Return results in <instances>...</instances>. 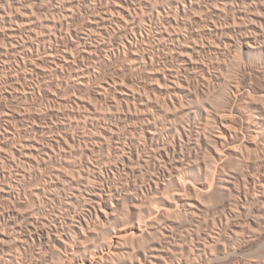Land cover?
<instances>
[{
	"label": "bare ground",
	"instance_id": "bare-ground-1",
	"mask_svg": "<svg viewBox=\"0 0 264 264\" xmlns=\"http://www.w3.org/2000/svg\"><path fill=\"white\" fill-rule=\"evenodd\" d=\"M48 2L0 0V36L4 39L0 38V42H6L5 49L0 45L1 57L19 62L22 71H18L22 72L19 75L24 82L36 77L37 81L38 77L46 80L49 74L54 73L51 77L56 74L59 85L54 80L48 83L55 89L46 93L55 91L57 95L61 86L72 83L76 89L109 98L110 103L116 99L126 101L127 105L130 101L138 102L153 109L149 114L152 119L149 116L140 125L134 122L129 127L133 133L130 137H123V128L121 132L120 128L108 127L107 122L102 131L91 133L103 146L111 147L112 140H116L117 146L110 148L114 149V168L109 169L122 171L120 177L125 176L126 181L118 178L120 182L108 183L106 177L95 172L96 147L89 148V144L86 145L89 157H79L81 164L78 162L77 169L67 157L64 165L59 156L63 151L67 155L68 148L73 153L77 143L69 132L54 139L50 149L39 138L31 137L34 139L31 141L25 136L28 142L21 143L22 139L15 134V139L20 140L17 144L21 143L17 150L25 157L24 161L37 166L51 162L55 166L52 176L46 179L48 174L42 173L44 182L28 193L24 184L29 171L16 165L17 177H14L5 168V160H0V264H225L226 258L232 261L238 254L249 255L255 247H264V0H112L107 5L101 0H64V7ZM37 12L39 15L45 12V17L49 13L52 18L35 19ZM79 20H83V27L77 26ZM148 22L150 28L147 26L146 33ZM156 23L158 26H154ZM38 28L45 29V34ZM182 28L187 29L186 34ZM112 32L113 44L98 41ZM145 36L150 48L141 47L139 39L143 41ZM153 49L158 52H152ZM109 50L111 56L106 54ZM159 50L164 54L162 64ZM219 55L231 58L227 62L243 73L247 87L242 88L236 76L226 77V73L212 70L211 60ZM126 57L137 68L149 70L161 97L158 94L150 98L147 88L146 96L135 91L138 87L129 88L131 85L124 80L126 75L121 76L122 83L113 76L114 80L97 83L93 63L103 65L113 61L115 64L114 61L122 62ZM171 60L179 64L166 66ZM10 86H7L9 90L13 83ZM19 87L16 86V93ZM29 89L25 87L32 95L42 91L34 85ZM63 93L61 98H66ZM137 105L135 109L141 107ZM16 108L6 111L5 117L14 119L21 114ZM139 112L130 111V115L140 120ZM159 114L181 122L175 120L165 125ZM12 129L15 128L7 130V139H12ZM3 138H0V156L9 144ZM14 142L13 147H17ZM63 144L67 147L61 148ZM40 152L47 154L50 162L45 157L43 161L37 159ZM18 154L12 152L11 157ZM5 155L7 159L10 157ZM102 160L107 162L106 158ZM211 196L225 197V202H219H224L221 213L212 217L209 224ZM49 202L58 203L59 208L52 206L50 210ZM180 216L190 219L191 224H187L188 220L182 224ZM252 258L244 264H258Z\"/></svg>",
	"mask_w": 264,
	"mask_h": 264
},
{
	"label": "rangeland",
	"instance_id": "rangeland-1",
	"mask_svg": "<svg viewBox=\"0 0 264 264\" xmlns=\"http://www.w3.org/2000/svg\"><path fill=\"white\" fill-rule=\"evenodd\" d=\"M50 1V0H49ZM57 0H51L50 2H48V0H47V2L50 4V5H53L54 4V6H58V5H60L59 7H61V6H63L64 7V0H58L57 2H56ZM60 2V3H59ZM109 4V3H111L112 2V0H110V1H108V0H101V3H103V5H104V3L107 5V3ZM63 3V4H62ZM63 7H62V11H61V13L63 12ZM9 13L11 14H13L14 12H11V11H9ZM38 14V16L36 15V14H34L35 15V19L37 18V19H41V20H46L47 19V17H50V18H52V16L49 14V13H47V15H46V17H45V12H40V14L41 15H39V12H37ZM198 14V16L199 15H201V14H203V13H197ZM61 15V14H60ZM40 16V17H39ZM46 18V19H45ZM81 21H82V23H83V20H79V22H78V24L80 23L81 24ZM150 22H148L146 25H145V27H149L150 28V24H149ZM77 25V26H80V27H83V24H81V25ZM158 24L159 23H156V24H154V26H158ZM148 27L146 28V33H148L149 32V29H148ZM26 29H28V28H26ZM39 29V31H40V29L42 30L43 28H38ZM183 30H181L182 32H184L185 34L187 33V29H185V28H182ZM46 30L45 29H43L42 31H40L41 33H43V32H45ZM26 32H28V31H26L25 30V34L26 35H29V32H28V34L26 33ZM40 32H39V34H40ZM43 34H45V33H43ZM42 34V35H43ZM26 35H24V36H26ZM41 34H40V36H42ZM108 35V36H107ZM107 35H105V37L104 36H102V35H100V36H102L101 38L99 37L98 38V41H100L101 40V42L102 41H110V44H111V42H112V44H113V42H114V36H115V34H113V32L112 33H110V35L109 34H107ZM107 36V37H106ZM151 37V35H148V37ZM27 37V36H26ZM148 37L147 36H145L144 38L145 39H143V41H142V38H140L139 39V41L142 43L141 44V47L142 48H150V46H149V42L147 41V39H148ZM0 38L1 39H3L1 36H0ZM103 38H105V39H103ZM110 38V39H109ZM114 40H113V39ZM147 38V39H146ZM100 39V40H99ZM111 39H112V41H111ZM4 40V39H3ZM3 40L0 42V45L5 49V47H4V43H6L5 41L3 42ZM148 43V44H147ZM3 44V45H2ZM6 45V44H5ZM3 49V50H4ZM153 50H155V49H153ZM157 50V52H158V49H156ZM156 50L155 51H152V52H156ZM159 52H161V50H159ZM109 53H111L112 54V51L111 50H109V51H107V56H108V54ZM124 55H126L125 54V52H122ZM1 54H3V52H1V50H0V57H1ZM162 54V55H161ZM110 55V54H109ZM155 55H156V57H158L159 55H161V58H160V60H161V64L163 63V52H161V53H159V55L157 54V53H155ZM111 56V55H110ZM127 56V55H126ZM214 57V56H213ZM124 58H125V56H124ZM218 58V59H217ZM225 58V59H224ZM2 59L4 60V61H2ZM8 58H5L4 57V55H2V57L0 58V67L2 66V63H3V66L1 67V72H0V86L2 87H0V112H1V114H0V135H1V139L3 138V136H4V138L3 139H5V137H6V139H5V143H6V141L8 140V143L10 144H8V146H4V149H3V151L4 152H2L3 154H2V156H0V158L1 157H3V158H1L0 160H2V161H4L5 160V168L6 169H8L7 171L8 172H10V171H12V173L13 174H15L14 175V177L17 175V172H16V170H17V167H16V165H18L19 167H21V168H24V169H27L28 171H29V175H28V181L26 180V184H24L25 185V187H26V190L28 191V190H30L31 191V189H34L36 186H37V184L38 185H40L41 183H43L44 182V180H42L41 179V174L43 173V175H46L47 176V174H48V176L46 177V179H49V176H52L51 174L54 172L53 170H52V167H53V169H54V166H55V164L54 163H51L50 162V158H48L49 156L47 155V157H46V155H45V153H42L41 154V152L39 153V154H41V155H37L36 156V158L37 159H39L40 161H43V157H45V158H47L49 161L48 162H50V163H48V164H42L41 166H37V165H34V164H32V163H28L27 161H24V158L25 157H23V155L21 154V153H19V151L17 150V148L19 147L20 148V146H19V144L21 145V143H27L28 142V139H30L31 141H34V139H38V141L39 142H41V143H43L44 145H46V148L47 149H50V148H52V145H51V142H53V140L54 139H56V138H58V137H62V136H64L65 137V132H69L70 134H73L74 136H75V138L77 139V143H76V145L75 146H73L74 148L72 149L73 151V153H71L70 151H71V149L70 148H68L67 149V155H65V153H64V151H63V154L61 155V156H59V158H60V160L63 162V164L65 165V161L64 160H68V159H66L65 157H67V158H69V160L68 161H72L73 160V162H71V164L73 165L72 167L73 168H78L79 166H80V164H81V159H88V157H89V155H87L86 153H88V149L89 148H93V147H96V148H94V150H95V152H94V154H95V156H94V163H97L96 165H98V167H96L97 169L95 170V172L96 173H100V174H102L104 177H106V179H107V182L109 183V182H120V180L118 179V178H121V180L122 181H126V179L125 178H123V177H125V176H121L120 177V174H122V171H117V170H115V172H114V170H112V171H110V169H113L114 168V163H115V154H114V152H113V150L112 149H110V148H112L113 147V145H114V147H116L115 146V144H117V142H116V140H112L113 142H112V145H111V147L110 146H103V145H101L100 143V140H98V141H96V139H93L91 136L93 135V134H96V133H99L100 131H102L103 130V128H102V126H103V124H105V125H108V124H110V126L108 125V127H111V128H120L121 129V132H122V128H123V137H130V136H132L131 134H133V133H131V131H130V129H131V127L134 125V124H136L137 122V124H143L144 122L146 123L147 121H148V119H149V116H150V118H151V115H149V114H151V110H153V109H149V107H147L146 108V106H142V105H140L138 102L137 103H132V101H130L129 103L132 105H127L126 104V101H120L119 99H116L117 101H120L119 102V104H118V102L117 101H115V102H113V101H111L112 103H110V101H108V100H110L109 98H107V99H105L104 97H98V96H96L95 95V93L92 91V92H90V91H86V90H83V89H81V88H77L76 89V87L77 86H75V85H73L72 83H70L68 86H64L63 85V87L61 86V84H60V86H61V88H60V91H57L56 93H57V95L56 94H54L55 93V91H54V93L53 94H50L49 92H45L46 90L48 91H50L51 90V86L50 85H48V83L50 84V82H52L53 80H54V83H55V85L56 84H58L59 82H60V80H58V78H57V75L55 74L54 76L55 77H51V75L53 76V74L51 73V74H49V78H46V80L48 81H46L45 79V82H43V83H41V81H44V80H41L42 78L41 77H38V81H37V77L36 78H33V80H35L34 82H33V80H31V79H29L27 82H24L25 81V79H22L21 77H20V75H21V73L22 72H20V71H22L21 70V68L18 66V64H19V62L16 64V62L17 61H15V59H13V58H11V59H8ZM126 59H127V57H126ZM244 59H247V57H245ZM125 60V59H124ZM124 60H122V62L120 61V60H117V62L116 61H114L115 62V64L113 63V61H112V63H103V65H102V63H93V62H91L90 61V63H93V67H94V69L96 68V74H94V76H96L97 78H96V81H97V83H99V82H101L100 84H104L107 80H114L113 78H112V76L114 77V78H116L117 77V80L119 81V82H123L124 80L125 81H127V83H129L130 85H131V87H129V85H127V83L125 84V85H127L129 88H132V89H134V87L136 88V87H138V88H136V92H141L142 91V93L143 94H145V96H146V92H148L151 96H150V98H154L156 95H158L157 97H161L160 96V94L161 93H159L158 91L159 90H156V82H153V79L151 80V74H150V72H149V70H147L145 67L143 68V69H141L142 67H138L137 68V64H135L134 63V61H133V63H132V61H129L128 59L127 60H125V62H123ZM175 60V59H174ZM2 61V62H1ZM12 61V62H11ZM15 61V62H14ZM214 61V62H213ZM219 61V62H218ZM224 61H226L225 63H224ZM227 61H231V58L229 59L228 58V56H222V55H219L218 57L217 56H215L214 58H212V60H211V62L214 64L213 65V67H212V70H214L215 69V71H217V72H223L224 74H225V76L226 77H228V76H236V78L238 79V80H240L241 82H242V88L243 87H247L246 85L248 84L246 81H244V80H246V77H244V75H243V73H241V72H239L237 69L235 70V68L233 67V64L231 63L230 64V62H227ZM4 62L6 63V64H4ZM178 63V61H170L169 63H166V66H169V65H171V64H176L177 65V63ZM221 62V63H220ZM15 63V64H14ZM87 63H88V61H87ZM117 63V64H116ZM125 63V64H124ZM219 63V64H218ZM224 63V64H223ZM98 66H97V65ZM100 64V65H99ZM121 64H123V65H125V66H123V65H121ZM131 64H132V67H133V69H132V67H131ZM179 64V63H178ZM4 65H5V67H4ZM102 65V66H101ZM112 65V66H111ZM164 65H165V62H164ZM228 65V66H227ZM232 65V66H231ZM128 66V67H127ZM131 67V68H130ZM134 67H136V68H134ZM3 68V69H2ZM115 68V69H114ZM124 68V69H123ZM128 68V69H127ZM130 68V69H129ZM219 68H220V70H219ZM232 68V69H231ZM99 69V70H98ZM137 69V70H136ZM217 69V70H216ZM4 70H7V71H5V72H3ZM10 70V71H9ZM18 70H20V71H18ZM133 70L135 71V74H134V72H133ZM140 70V71H139ZM144 70H146L145 72H144ZM106 71V72H105ZM129 71V72H128ZM134 74H132L131 72ZM137 71H138V73H137ZM6 72H7V75L10 77V79L8 78V76L6 75ZM11 73V74H9V73ZM20 72V73H19ZM144 72V73H143ZM102 73H104V74H102ZM122 73H123V75H122ZM128 73L130 74H132V76H129L128 75ZM148 73V74H147ZM222 73V74H223ZM20 74V75H19ZM113 74V75H112ZM130 74V75H131ZM146 74V75H145ZM233 74V75H232ZM5 75V76H4ZM116 75V76H115ZM119 75V76H118ZM126 75V76H125ZM149 75H150V78H148L149 77ZM3 76V77H2ZM7 76V77H6ZM13 76V77H12ZM19 78H18V77ZM93 76V77H94ZM121 76H125V78H124V80L123 81H121V79L120 78H122ZM92 77V78H93ZM119 77V78H118ZM147 77V78H146ZM6 78H8L9 80H7ZM131 80H130V79ZM16 79H17V83H16ZM20 80V82L22 83L23 82V84L25 83V84H27L28 83V85H22L21 86V84H20V82H19V80ZM21 79H22V81H21ZM50 79H52V80H50ZM144 79H146V80H144ZM13 80V81H12ZM27 80V79H26ZM39 80H40V82H39ZM116 80V81H117ZM148 80V81H147ZM9 81V82H8ZM30 81V82H29ZM31 81H32V83H31ZM57 83H56V82ZM59 81V82H58ZM130 81V82H129ZM132 81V82H131ZM149 82V83H147V82ZM244 81V82H243ZM13 83V89L11 88V90H9L10 88H8L7 86H9V87H11L10 85ZM15 82V83H14ZM39 83V84H37V85H35L36 83ZM112 82V81H111ZM11 83V84H10ZM34 83V84H33ZM135 83H136V85H135ZM151 83V84H150ZM15 84H16V86L17 87H21V88H23V89H21L23 92L24 91H26V90H29L30 91V87H33V85L34 86H38V89H41V90H37V91H41V94L39 93V92H37L38 94V96L37 95H32L31 93H29V91L27 92L26 91V93H23V92H20L19 90H20V87H19V92L17 91V93H16V90L15 89H17L16 88V86H15ZM30 84H31V86H30ZM33 84V85H32ZM42 84H44V85H42ZM132 84H134L133 86H132ZM143 84H144V86H143ZM153 84V85H152ZM5 85H7V86H5ZM59 85V84H58ZM71 85V86H70ZM114 85V84H113ZM4 86H5V88H8V89H5L4 88ZM24 86V87H23ZM43 86V87H42ZM69 86L71 87V89L69 88ZM76 89H74L73 87ZM141 86L143 87V88H141ZM152 89H150L149 87ZM25 87H26V90H25ZM29 87V88H28ZM45 87L47 88V89H45ZM49 87V88H48ZM69 88L68 89V91H66L67 89L66 88ZM154 88V90H153V88ZM44 90H43V89ZM64 88V89H63ZM140 88H141V90H140ZM145 88V89H144ZM148 89V91H147V89ZM7 90V91H2V90ZM55 88H52V90H54ZM66 89V90H65ZM9 90V91H8ZM13 90V91H12ZM51 90V91H52ZM64 91V93L63 92H61V91ZM146 90V92H144ZM153 91V92H152ZM12 92V94H10ZM43 92H45V93H43ZM63 93L62 94V96H65L66 98H61V93ZM66 92H67V94L70 96H68V95H65L66 94ZM88 92H90V96L88 97V95H89V93ZM151 92V93H150ZM85 93H87V94H85ZM157 93V94H156ZM24 94H28L27 96L26 95H24ZM40 94V95H39ZM13 97H12V96ZM31 95V96H30ZM46 95V96H45ZM48 95H49V98H48ZM54 96V98H52L53 96ZM59 95V96H58ZM84 95H87L86 96V100H82V99H84V98H82ZM52 96V97H51ZM57 96V97H56ZM68 96V97H67ZM153 96V97H152ZM18 97V98H17ZM45 97V98H44ZM79 97H81L80 99H79ZM147 97H148V95H147ZM38 98V99H37ZM43 98V99H42ZM61 98V99H60ZM156 98V97H155ZM6 99V100H5ZM23 99V100H22ZM28 99V100H27ZM50 99V100H49ZM52 99H54L55 100V102H54V100L52 101ZM56 99H58L57 101H64L63 103H65V104H63V103H60L59 102V104H58V102L56 101ZM65 99H67L66 101H65ZM69 100V101H68ZM75 100L77 101V102H75ZM81 100V101H80ZM133 100V99H132ZM2 101V102H1ZM16 101V102H15ZM41 101V102H40ZM97 101V102H96ZM105 101H106V103H105ZM11 102V103H10ZM67 102V103H66ZM78 102H80V104L78 103ZM101 102V103H100ZM108 102H109V104H108ZM121 102L123 103V106H121ZM133 102H136V101H133ZM77 103H78V105H77ZM95 104V106L93 105V104ZM126 105H125V104ZM56 104V105H55ZM62 104V105H61ZM136 104H138L137 105V107H139V106H141L142 107V109H141V107H139V108H137V109H135L134 108V105ZM11 105H13L12 107H11V109L9 108ZM108 105V106H107ZM8 106V107H7ZM36 106V107H35ZM48 106H50V107H48ZM53 106V108H51ZM58 106V107H57ZM62 107V108H60V107ZM98 106V108H96ZM114 106H116V107H114ZM130 108H129V107ZM17 107V108H16ZM66 107V110L64 109ZM68 107V108H67ZM109 107V108H108ZM14 108V109H13ZM15 108H16V110H18V109H20L21 111H22V113L21 114H17L18 116V119L19 118H21L20 120H18L17 119V117H15L14 119H9V117H5V112L6 111H15ZM30 108H31V111H30ZM5 109V110H4ZM10 109V110H9ZM13 109V110H12ZM52 109V110H51ZM80 109V110H79ZM97 109V110H96ZM100 109V110H99ZM105 109L107 110V112H105ZM129 109H130V111L131 112H134V114L135 113H138L140 110H142L141 111V115H142V117H140V120L138 119H134V118H132L131 116H132V113H131V115H130V111H129ZM144 109L146 110V111H144ZM2 110H4L3 112L4 113H2ZM19 110V111H20ZM42 110V111H41ZM99 110V111H98ZM101 110L102 111H104L103 113L101 112ZM109 110H110V113H109ZM111 110H112V112H111ZM137 112H136V111ZM18 111V112H19ZM35 111V112H34ZM65 111V112H64ZM89 111V112H88ZM96 111H98V112H96ZM128 111V112H127ZM31 112V113H30ZM46 112V113H45ZM78 112V113H77ZM118 112V113H117ZM125 112V113H124ZM146 112H147V114H146ZM156 112V111H155ZM29 113V114H28ZM36 113V114H35ZM48 113V114H47ZM58 113V114H57ZM126 113H127V115H126ZM129 113V114H128ZM3 114V115H2ZM49 114H52L51 116L49 115ZM97 114H99V115H97ZM114 114H116V115H114ZM145 116H144V115ZM57 115V116H56ZM91 115V116H90ZM108 115V116H107ZM117 115H120L119 116V118H117L118 116ZM160 116H159V120L160 121H162L165 125H168V124H170V123H175V120L177 121L178 120V118L177 119H175L174 120V118L173 119H171V118H167L166 116H163L162 114H159ZM161 115H162V117H161ZM24 116V117H23ZM42 116H44V117H46V120L44 119V117H42ZM50 116V117H49ZM56 116V117H55ZM117 116V117H116ZM41 117V118H40ZM87 117V118H86ZM93 117V118H92ZM97 117V118H96ZM115 117V118H114ZM126 117V118H125ZM144 117V118H143ZM166 117V118H165ZM6 118H7V120H6ZM40 118V119H39ZM90 118V119H89ZM95 118V119H94ZM99 118V120H97ZM132 118V119H131ZM165 118V119H164ZM4 119V120H3ZM15 119H17V121L15 120ZM34 119V120H33ZM75 119V120H74ZM86 119V120H85ZM123 120V121H121V120ZM152 119V118H151ZM162 119V120H161ZM9 120H13L14 121V123L17 125H15V124H13V121L11 122H9ZM48 120V121H47ZM107 120V121H106ZM115 120V122H114V124H113V121ZM181 119H179L178 120V122L177 123H180L181 121H180ZM85 121V122H84ZM121 121V122H120ZM140 121V122H139ZM23 122V123H22ZM25 122V123H24ZM39 124H38V123ZM64 122V123H63ZM104 122H107V123H104ZM110 122V123H109ZM123 122H124V124H123ZM125 122H127V123H125ZM134 122H136V123H134ZM162 122H160V125H161V123ZM167 122V123H166ZM7 123H9V124H7ZM19 123V124H18ZM37 123V124H36ZM55 123V124H54ZM56 123H58V124H56ZM85 123V124H84ZM132 125H131V124ZM49 124L51 125V126H49ZM54 124V125H53ZM79 124V125H78ZM116 124H118L117 126H116ZM129 124V125H128ZM8 125V126H7ZM15 125V126H14ZM34 127H33V126ZM39 125V126H38ZM105 125L103 126V127H105ZM112 125V126H111ZM120 125V126H119ZM131 125V126H130ZM6 126V127H5ZM25 126H27V127H25ZM47 126V127H46ZM56 127V128H54V127ZM58 126V127H57ZM119 126V127H118ZM122 126V127H121ZM124 126V127H123ZM127 126H128V128H127ZM161 126H163V125H161ZM10 127H14L15 129H12V131H14V133L12 134V139H7L8 138V132H7V130L10 128ZM23 127V128H22ZM49 127H52V128H49ZM84 127H86L85 129H84ZM129 127H130V129H129ZM6 128H8L6 131H5V129ZM17 128V129H16ZM20 128V129H19ZM33 128V129H32ZM80 128V129H79ZM96 128V129H95ZM52 129V130H51ZM21 130V131H20ZM81 130H82V132H81ZM128 130V131H127ZM5 131V132H4ZM21 132L20 134L18 133V135H17V132ZM87 131V132H86ZM94 131V132H93ZM95 131H96V133H95ZM98 131V132H97ZM127 131V132H126ZM2 132V133H1ZM4 132V133H3ZM30 132V133H29ZM37 132V133H36ZM60 134H59V133ZM124 132H125V134H124ZM56 133H58L59 135H57ZM84 133V134H83ZM87 133V134H86ZM91 133H93V134H91ZM7 134V135H6ZM15 134H16V137H18V139H22L21 141V143H18L17 144V142H20V140H18V139H15ZM28 134V135H27ZM86 134V135H85ZM130 134V135H129ZM21 135V136H20ZM41 135V136H40ZM51 135V136H50ZM53 135V136H52ZM91 135V136H90ZM28 136V139L26 138V137ZM34 136H36V137H34ZM55 136V137H54ZM22 137V138H21ZM34 138L33 140H32V138ZM54 137V138H53ZM42 138V139H41ZM49 138H51V139H49ZM81 139V140H80ZM84 139V140H83ZM89 139V141H88V143L86 142V140H88ZM52 140V141H51ZM92 142H91V141ZM4 141V140H3ZM9 141H11V142H9ZM14 141H16V146L17 147H13V144H15V142ZM36 141V140H35ZM80 141V142H79ZM84 141L86 142V143H84ZM14 142V143H13ZM62 142H64V141H62ZM91 142V143H90ZM116 142V143H115ZM11 143H12V145H11ZM94 143H96V144H94ZM111 143V142H110ZM81 144V145H80ZM87 144H89V148H88V146H86ZM15 146V145H14ZM67 147V144H63L62 146H61V148H63V147ZM101 146V147H100ZM130 146V145H129ZM6 147V148H5ZM80 147V148H79ZM87 147V148H86ZM113 147V148H114ZM15 149L16 150V152H15V150H13V149ZM110 150H109V149ZM8 149L10 150V151H8ZM82 149H83V151H82ZM5 151H8L9 153L12 151L14 154L16 153V154H18V155H15L14 157L15 158H12L11 157V154H12V152H11V154L10 155H8L9 153L7 152H5ZM76 151H77V153H76ZM101 152V153H100ZM70 153H71V155H70ZM110 153V154H109ZM5 154H7L8 156H10V157H8V159H7V156L5 155ZM77 154V155H76ZM100 154V155H99ZM106 154V155H105ZM21 155V156H20ZM43 155V156H42ZM112 155V156H111ZM6 156V157H5ZM63 156V157H62ZM78 156V157H77ZM107 156H110V157H107ZM41 157H42V159H41ZM77 157V158H76ZM79 157L81 158V159H79ZM63 158H65V159H63ZM71 158H73V159H71ZM96 158V159H95ZM107 159V162H106V160H102V159ZM4 159V160H3ZM10 159V160H9ZM12 159V160H11ZM13 159H15V160H13ZM22 159V160H21ZM60 160H59V162H60ZM113 160V161H112ZM11 161H15V163H13V162H11ZM92 161V160H91ZM99 161H100V163L102 164V162H103V164L104 165H102L101 166V164L99 163ZM80 164H79V163ZM93 162V161H92ZM105 162L107 163V164H109V165H107V164H105ZM109 162H113V164L112 163H109ZM12 164V165H11ZM14 164H15V166H14ZM21 164V165H20ZM29 164V165H28ZM32 164V165H31ZM53 164V165H52ZM110 164H112V165H110ZM235 164V163H234ZM237 164V163H236ZM236 164H235V166H236ZM8 165V166H7ZM23 165V166H22ZM28 165V166H27ZM49 165H51V166H49ZM75 165V166H74ZM107 165V166H106ZM11 168H10V167ZM14 166V167H13ZM26 166V167H25ZM29 166H31V168L29 167ZM49 166V167H48ZM112 166V167H111ZM47 167V168H46ZM68 167V166H67ZM71 167V168H72ZM13 168V169H12ZM38 168V169H37ZM40 168V169H39ZM103 168V169H102ZM110 168V169H109ZM12 169V170H11ZM14 169H16L15 171H14ZM70 169V168H69ZM40 170H41V172H40ZM100 171V172H99ZM40 172V173H39ZM45 172V173H44ZM118 172V173H117ZM38 173V174H37ZM50 173V174H49ZM1 175V174H0ZM113 175V176H112ZM123 175V174H122ZM117 176V177H116ZM192 176H194V175H192ZM17 177V176H16ZM1 178V177H0ZM112 178V179H111ZM114 178V179H113ZM45 179V178H44ZM94 179V178H93ZM110 179V180H109ZM196 179V178H195ZM37 181H39V182H37ZM35 183V184H34ZM31 186V187H30ZM27 187H28V189H27ZM58 190V189H57ZM56 190V191H57ZM30 191H28V193L30 192ZM60 191V190H59ZM58 191V192H59ZM29 195V194H28ZM27 195V196H28ZM29 197V196H28ZM214 197V199L212 198V196H211V199H212V201H210L211 199L209 198L208 199V204L210 205L211 204V206L212 207H210V209H211V211H210V216H208V221L210 220V222H209V224H212V220H213V218H214V216H217L219 213H221V210H222V206H223V203L225 202V197L223 198V199H221V197L220 196H217V197H219V199L217 198V197H215V196H213ZM24 199H25V197H24ZM26 199H28L27 197H26ZM30 199V198H29ZM217 200H219L218 202H217ZM222 200L224 201L222 204H220L221 202H222ZM214 201L216 202V203H214ZM211 202V203H210ZM220 202V203H219ZM50 203V205L49 206H47L50 210L52 209V206L54 207V208H59V205H58V203H55V202H49ZM214 203V204H213ZM217 203H219V204H217ZM52 204V205H51ZM157 205H159L158 203H156ZM215 205V207H213V205ZM217 204V205H216ZM58 206V207H57ZM184 217V216H183ZM182 216H180L179 217V219H180V222L182 223V224H186V222H187V220H188V218L187 217H185V218H183ZM213 217V218H212ZM183 218V219H182ZM212 221V222H211ZM190 222V223H189ZM187 224L189 225V224H191V221H190V219L188 220V222H187ZM130 228V227H129ZM184 230V228L183 227H180V230ZM259 251V252H258ZM252 254V255H251ZM253 257V258H252ZM248 258V259H247ZM250 258H252V259H255V262H257L258 264H263L264 263V247L262 246V247H255L254 248V250L252 251V253H250L249 255L248 254H238L237 256H235L234 257V259L232 258V261H230L229 259H224V263L225 264H244V262L245 261H247V260H249ZM246 259V260H245ZM257 260V261H256Z\"/></svg>",
	"mask_w": 264,
	"mask_h": 264
}]
</instances>
